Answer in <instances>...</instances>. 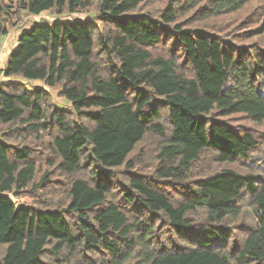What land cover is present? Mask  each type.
I'll use <instances>...</instances> for the list:
<instances>
[{"label": "trees", "instance_id": "16d2710c", "mask_svg": "<svg viewBox=\"0 0 264 264\" xmlns=\"http://www.w3.org/2000/svg\"><path fill=\"white\" fill-rule=\"evenodd\" d=\"M42 13L93 20L7 57L0 264H264V170L219 167L264 125V0H0V45Z\"/></svg>", "mask_w": 264, "mask_h": 264}, {"label": "rangeland", "instance_id": "374dc122", "mask_svg": "<svg viewBox=\"0 0 264 264\" xmlns=\"http://www.w3.org/2000/svg\"><path fill=\"white\" fill-rule=\"evenodd\" d=\"M72 20H93L92 14H69L64 16H56V15H50L48 13H42L38 16H26L23 18L22 24L19 25V27L12 29L7 36L1 39V45H0V52H4V50H12L14 46L16 45L18 35L21 31L28 30L32 25L36 23H42V24H50L57 21H72ZM8 49H7V47ZM16 48V47H15ZM14 48V49H15ZM5 53V52H4ZM1 72V71H0ZM55 93H53V96L55 97V102L57 105H61L63 108H66V103L63 102V100H60L56 98ZM253 129L256 132V135L258 137V146L254 149L252 152V155L250 156L251 162L247 163V166L241 165L239 163H236V165L229 166V165H219L221 168H231L233 170L240 171L242 174H245L247 172L253 171L254 173L257 172V167L264 170V125H258L253 126ZM14 202L21 203L17 199H14Z\"/></svg>", "mask_w": 264, "mask_h": 264}, {"label": "crops", "instance_id": "0c3cea01", "mask_svg": "<svg viewBox=\"0 0 264 264\" xmlns=\"http://www.w3.org/2000/svg\"><path fill=\"white\" fill-rule=\"evenodd\" d=\"M7 47V46H6ZM17 47V42L16 45L14 46V48ZM14 48L12 50H4V52H0V83L2 82H6L8 81V79L5 77V72H4V67H5V63L7 60L8 55L14 50ZM8 49V47H7Z\"/></svg>", "mask_w": 264, "mask_h": 264}, {"label": "water", "instance_id": "95a60500", "mask_svg": "<svg viewBox=\"0 0 264 264\" xmlns=\"http://www.w3.org/2000/svg\"><path fill=\"white\" fill-rule=\"evenodd\" d=\"M21 207H27V206H25L23 203L17 205V208H21Z\"/></svg>", "mask_w": 264, "mask_h": 264}]
</instances>
